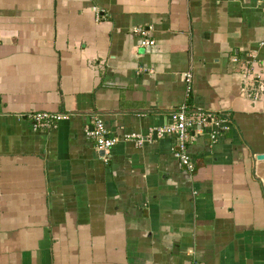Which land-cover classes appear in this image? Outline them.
<instances>
[{"label": "crops", "instance_id": "0c3cea01", "mask_svg": "<svg viewBox=\"0 0 264 264\" xmlns=\"http://www.w3.org/2000/svg\"><path fill=\"white\" fill-rule=\"evenodd\" d=\"M182 104L230 118L193 172L155 133ZM0 264H264V4L0 0Z\"/></svg>", "mask_w": 264, "mask_h": 264}, {"label": "built area", "instance_id": "2783aa9c", "mask_svg": "<svg viewBox=\"0 0 264 264\" xmlns=\"http://www.w3.org/2000/svg\"><path fill=\"white\" fill-rule=\"evenodd\" d=\"M264 4V0H259ZM136 32L140 34L141 42L143 46H151L154 44V40L151 39L147 31L142 28H137ZM186 84H189L192 80L190 73L183 75ZM186 90L189 93L190 87L186 86ZM255 87L251 88V92L248 95L251 99H256L258 93L255 92ZM68 117L66 113L62 112H43L36 111L28 115L30 119L31 127L33 130H44L54 128L58 122L65 120ZM171 123L159 127L155 130V133L161 137L164 135H173L176 140L178 150L175 152V156L178 161L184 165L188 171H194V165L187 153L186 146L189 141L192 140V132L203 133L206 127L213 126L214 132L210 134L211 138H216V133L219 130L228 129L230 118L225 112L210 113L201 110H195L186 104H182L175 108L171 112ZM87 136L92 139V143L95 149L107 153L109 149L117 142V138L108 134L107 128L103 120L95 116L93 118L90 129L87 132ZM140 141V140H138Z\"/></svg>", "mask_w": 264, "mask_h": 264}, {"label": "water", "instance_id": "95a60500", "mask_svg": "<svg viewBox=\"0 0 264 264\" xmlns=\"http://www.w3.org/2000/svg\"><path fill=\"white\" fill-rule=\"evenodd\" d=\"M101 155L103 154V151H100Z\"/></svg>", "mask_w": 264, "mask_h": 264}, {"label": "trees", "instance_id": "16d2710c", "mask_svg": "<svg viewBox=\"0 0 264 264\" xmlns=\"http://www.w3.org/2000/svg\"><path fill=\"white\" fill-rule=\"evenodd\" d=\"M188 103V102H187ZM189 104V103H188Z\"/></svg>", "mask_w": 264, "mask_h": 264}]
</instances>
